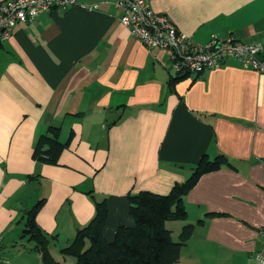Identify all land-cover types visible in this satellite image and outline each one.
Returning <instances> with one entry per match:
<instances>
[{
    "label": "crops",
    "instance_id": "obj_1",
    "mask_svg": "<svg viewBox=\"0 0 264 264\" xmlns=\"http://www.w3.org/2000/svg\"><path fill=\"white\" fill-rule=\"evenodd\" d=\"M77 1L17 24L0 44L5 264H43L24 233L26 211L40 200L38 223L58 235L52 255L74 264L61 249L93 219L96 201L107 198L104 233L112 239L119 224L134 223L128 192L167 194L204 154L227 157L234 167L203 174L185 196L187 222L165 223L175 237L186 223L195 224L179 264H249L264 224V72L245 68L237 57L214 67L204 59L201 71H177L174 62L185 53L131 35L116 0ZM147 2L194 49L234 37L260 44L264 61V0ZM51 125L62 126L63 140L74 130L55 164L33 156Z\"/></svg>",
    "mask_w": 264,
    "mask_h": 264
},
{
    "label": "trees",
    "instance_id": "obj_2",
    "mask_svg": "<svg viewBox=\"0 0 264 264\" xmlns=\"http://www.w3.org/2000/svg\"><path fill=\"white\" fill-rule=\"evenodd\" d=\"M173 49L176 50L175 47ZM176 58L174 53L172 62ZM174 69L186 71L184 66H174ZM182 77L173 76V79ZM75 115L79 118L82 113ZM77 118L70 119V122ZM62 131V126L51 125L40 134L33 151L34 158L59 163L63 150L69 147L74 137L71 127L65 140L62 139ZM225 165L234 167L227 157L211 160L204 154L192 175L183 182L175 183L169 193L159 194L150 190L128 192L125 196L127 210L134 223L119 224L112 239H108L104 233L109 216L107 199L96 201L93 219L78 229L72 242L61 249L62 254L75 257L74 264H179L182 247L192 237L195 224L186 223L176 240L165 223L169 220L187 222L188 211L184 202L186 194L203 174ZM44 202L45 199H42L26 211L24 233L34 242L33 249L40 253L43 264H61L50 250L51 242L58 235H50L37 221Z\"/></svg>",
    "mask_w": 264,
    "mask_h": 264
},
{
    "label": "built area",
    "instance_id": "obj_3",
    "mask_svg": "<svg viewBox=\"0 0 264 264\" xmlns=\"http://www.w3.org/2000/svg\"><path fill=\"white\" fill-rule=\"evenodd\" d=\"M77 0H4L0 3V44L9 39L13 34L14 27L19 23H27L35 20L41 11H50L54 7L70 6L76 4ZM118 7L121 9L120 21L122 26L129 29L131 34L139 38L143 43L150 46L158 47H175L179 41L189 39L183 34L176 24L166 16L155 12L147 0H116ZM155 27H158L155 30ZM150 30V34H146ZM211 39L207 45H201L194 49L193 54H197L193 59L185 57L176 60L175 66L185 67V70L194 66L195 71H201V65L204 59L209 61L210 67L216 66L224 58H239L245 68H253L264 72V61L258 58V54L263 50L262 46L257 43L242 44L239 42L235 45H229L225 50L213 49L212 45L216 40ZM230 39V38H228ZM193 44V43H192ZM183 53L189 52V48L181 50ZM264 227V224H263ZM261 247L252 255L249 264H264V228L260 232ZM4 258L0 254V264Z\"/></svg>",
    "mask_w": 264,
    "mask_h": 264
},
{
    "label": "rangeland",
    "instance_id": "obj_4",
    "mask_svg": "<svg viewBox=\"0 0 264 264\" xmlns=\"http://www.w3.org/2000/svg\"><path fill=\"white\" fill-rule=\"evenodd\" d=\"M177 26V25H176ZM157 28L158 27H155V30H157ZM151 33V31L150 30H147V32H146V34H150ZM131 35H133V34H131ZM133 36H135V35H133ZM136 37V36H135ZM139 39V38H138ZM140 40V39H139ZM141 41V40H140ZM236 42H238L234 37H231L230 39H218V40H216L215 41V43H213V45H212V48L213 49H220V50H225V49H227L228 47H229V45H235L234 43H236ZM193 43V41H189V39H183L182 41H179L178 42V45L176 46V48H177V54H178V56L180 55V53L182 52L181 50L182 49H185L186 47H188L189 48V52H187V53H185L184 54V57H189V56H193V57H191L192 59L195 57V56H198V53L197 54H193V52H194V48L196 47L195 45H193L192 44ZM250 44H252V43H250ZM154 46V45H153ZM262 52V51H261ZM260 52V53H261ZM259 53V54H260ZM193 69H195L194 68V66H192V65H190V68L187 70V71H190V70H193ZM34 177V180H38L35 176H33ZM105 199H107V198H105ZM30 206V205H29ZM186 206V205H185ZM166 222H168V221H166ZM264 227L262 226L261 228H260V230H259V234H260V232L262 231V229H263ZM175 237V236H174ZM175 239L177 240L178 239V237H175ZM260 247H261V245H260ZM260 249V248H259ZM258 249V250H259ZM257 250V251H258ZM0 251H1V244H0ZM256 253V252H255ZM255 253H253L252 255H254ZM1 254V253H0ZM252 255H251V257H252ZM70 258L69 259H73L72 258V256H69ZM250 263V262H249ZM2 264H5V263H2Z\"/></svg>",
    "mask_w": 264,
    "mask_h": 264
},
{
    "label": "clouds",
    "instance_id": "obj_5",
    "mask_svg": "<svg viewBox=\"0 0 264 264\" xmlns=\"http://www.w3.org/2000/svg\"><path fill=\"white\" fill-rule=\"evenodd\" d=\"M77 3H78V1H77ZM131 33V32H130Z\"/></svg>",
    "mask_w": 264,
    "mask_h": 264
}]
</instances>
